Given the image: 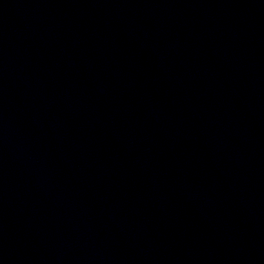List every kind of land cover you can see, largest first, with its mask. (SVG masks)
<instances>
[{
	"label": "water",
	"instance_id": "water-1",
	"mask_svg": "<svg viewBox=\"0 0 264 264\" xmlns=\"http://www.w3.org/2000/svg\"><path fill=\"white\" fill-rule=\"evenodd\" d=\"M0 264H264V0H0Z\"/></svg>",
	"mask_w": 264,
	"mask_h": 264
}]
</instances>
